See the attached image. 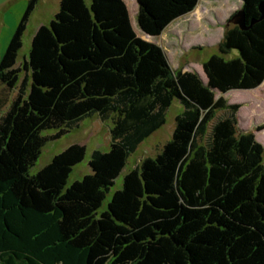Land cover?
<instances>
[{"label": "trees", "instance_id": "trees-1", "mask_svg": "<svg viewBox=\"0 0 264 264\" xmlns=\"http://www.w3.org/2000/svg\"><path fill=\"white\" fill-rule=\"evenodd\" d=\"M38 1H27L0 58V264H264V147L237 128L240 104L215 96L264 81L260 0H241L244 27L225 30L205 81L173 70L133 29L124 0H59L17 63ZM199 1L137 0V25L158 36ZM174 99L183 109L171 138L103 206ZM94 114L110 122V143L91 152L89 173L67 182L80 143L31 172L46 142Z\"/></svg>", "mask_w": 264, "mask_h": 264}, {"label": "rangeland", "instance_id": "rangeland-1", "mask_svg": "<svg viewBox=\"0 0 264 264\" xmlns=\"http://www.w3.org/2000/svg\"><path fill=\"white\" fill-rule=\"evenodd\" d=\"M28 0H0V58L26 8ZM89 2L90 0H85ZM136 33L159 44L165 51L173 70L193 71L205 81L203 63L212 54L218 53L219 43L225 30L236 24L234 15L238 13L241 0H200L194 10L172 22L160 35L148 36L137 25V0H124ZM59 0H39L32 11L22 38V47L17 63H22L28 55L30 40L34 30L41 24H48L58 9ZM232 53L235 54L233 50ZM22 75V74H21ZM222 95L228 103H239L237 128L250 131L264 147V81L252 90H230ZM182 105L174 99L165 113L164 124L146 137L128 156L127 161L103 203L111 193L120 188L126 172L133 169L144 157L154 156L162 145L171 138L175 116L182 111ZM221 114L222 111H218ZM211 123L208 125L210 129ZM110 122L101 120L96 114L81 120L60 138L50 140L42 147L31 172H36L48 163L52 156L72 143L85 145L84 158L75 164L68 178V184L89 173L88 161L94 149L106 151L110 143ZM52 133L51 130L43 134ZM264 163V161H263Z\"/></svg>", "mask_w": 264, "mask_h": 264}, {"label": "water", "instance_id": "water-1", "mask_svg": "<svg viewBox=\"0 0 264 264\" xmlns=\"http://www.w3.org/2000/svg\"><path fill=\"white\" fill-rule=\"evenodd\" d=\"M138 4V3H137ZM257 8H258V11L260 12L261 14V17L264 15V0H260L257 4ZM233 18H236V25L240 26V27H244V24L246 22V15L244 13V11L240 8V10L238 11V13L236 15H234ZM255 19L254 17H251L250 18V21L253 22Z\"/></svg>", "mask_w": 264, "mask_h": 264}, {"label": "crops", "instance_id": "crops-1", "mask_svg": "<svg viewBox=\"0 0 264 264\" xmlns=\"http://www.w3.org/2000/svg\"><path fill=\"white\" fill-rule=\"evenodd\" d=\"M39 26H40V25H39ZM39 26H38V27H39ZM38 27H37V28H38ZM37 28H36V29H37ZM36 29H35V30H36ZM35 30H34V32H35ZM34 32H33V33H34ZM32 35H33V34H32ZM31 37H32V36H31Z\"/></svg>", "mask_w": 264, "mask_h": 264}]
</instances>
